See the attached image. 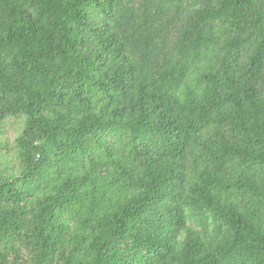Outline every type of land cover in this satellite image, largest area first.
I'll return each instance as SVG.
<instances>
[{"label": "trees", "instance_id": "trees-1", "mask_svg": "<svg viewBox=\"0 0 264 264\" xmlns=\"http://www.w3.org/2000/svg\"><path fill=\"white\" fill-rule=\"evenodd\" d=\"M235 258L264 264V0H0V264Z\"/></svg>", "mask_w": 264, "mask_h": 264}, {"label": "rangeland", "instance_id": "rangeland-1", "mask_svg": "<svg viewBox=\"0 0 264 264\" xmlns=\"http://www.w3.org/2000/svg\"><path fill=\"white\" fill-rule=\"evenodd\" d=\"M137 35L138 37L142 36V32L138 30ZM174 36L175 34L173 32L172 41H174ZM136 54H137L136 56H138L139 58H141L143 55V53L140 51H136ZM23 126H24V122L13 119V118L9 119L6 122L2 138L7 146L12 148L15 145L16 139L20 135ZM101 136H102L101 139L104 142H107L110 145V147H113V145H116L118 147L117 151H120V153L122 154L127 153V151H129V149L131 148L133 144V140L130 135V132L127 130H117V131L112 132L110 136H107L106 134H102ZM149 138L151 137L149 136ZM96 142L97 141H95L94 143ZM92 149L97 159H99L100 161L99 168L97 170L98 175L101 178H105L107 175L110 174V172L112 171L114 172V166L112 165L110 159L108 158V154H106V151L104 149L102 150L99 149V146H97L96 144H94V147H92ZM74 160H75L74 167L77 169L82 167L81 165L83 162L87 166L90 165L91 163V160L85 155L83 157L75 156ZM228 195L233 200H236V201L239 200V198L234 192V189L232 188L228 190ZM186 215H187V226L189 229H192L200 234L206 230L208 231L209 236L211 238L213 237V220H212L211 213L206 214V228L201 227L197 223L196 218L192 215L190 211H187ZM184 238L185 236L181 237L180 241L183 242ZM226 264H241V261L235 258L233 260L228 261Z\"/></svg>", "mask_w": 264, "mask_h": 264}]
</instances>
